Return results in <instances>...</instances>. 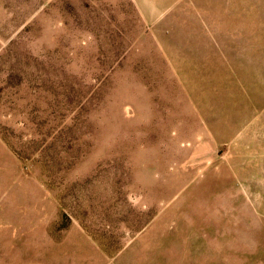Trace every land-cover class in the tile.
Instances as JSON below:
<instances>
[{
	"label": "rangeland",
	"instance_id": "1",
	"mask_svg": "<svg viewBox=\"0 0 264 264\" xmlns=\"http://www.w3.org/2000/svg\"><path fill=\"white\" fill-rule=\"evenodd\" d=\"M0 264H264V0H0Z\"/></svg>",
	"mask_w": 264,
	"mask_h": 264
}]
</instances>
